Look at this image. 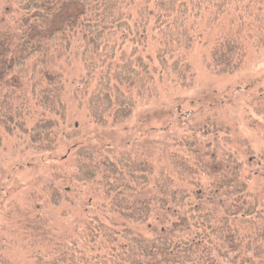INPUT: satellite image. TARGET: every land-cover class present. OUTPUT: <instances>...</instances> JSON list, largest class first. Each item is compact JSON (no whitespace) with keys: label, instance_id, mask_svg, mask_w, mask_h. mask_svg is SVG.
I'll use <instances>...</instances> for the list:
<instances>
[{"label":"trees","instance_id":"1","mask_svg":"<svg viewBox=\"0 0 264 264\" xmlns=\"http://www.w3.org/2000/svg\"><path fill=\"white\" fill-rule=\"evenodd\" d=\"M11 2L15 15L0 21V147L11 137L42 154L76 136L66 130L73 62L82 67L72 89L79 108L97 125L116 126L162 86L195 84L189 54L197 43L220 75L264 44V0ZM256 101L264 106V88ZM205 123L164 150L76 144L54 182L10 212L34 261L264 264V183L245 166L231 126L219 115ZM76 201L82 216L60 229L52 211ZM0 264L17 263L0 249Z\"/></svg>","mask_w":264,"mask_h":264},{"label":"rangeland","instance_id":"2","mask_svg":"<svg viewBox=\"0 0 264 264\" xmlns=\"http://www.w3.org/2000/svg\"><path fill=\"white\" fill-rule=\"evenodd\" d=\"M11 3V0H0V21L15 15ZM208 53L209 48L197 43L189 54L197 73L195 84L162 86L158 96L138 104L132 115L116 126L97 125L84 107L79 108L72 89L82 67L73 62L67 87L71 127L66 130L74 131L76 136L72 139L63 136L57 150L47 154L35 151L30 143L21 144L11 137H5L0 147V249L3 253L17 264H37L32 257L33 249L26 246L20 231H15L9 215L17 203L25 205L32 191L41 194L45 184L54 182V170L62 167L64 162H71L68 153L76 144L100 141L126 146L147 143L164 150L195 123L204 121L206 125V118L219 115L231 126L232 138L243 140V144L236 147L243 154L245 166L249 165L248 171L264 183V106L253 102L264 88V44L253 47L243 66L230 75L213 72L206 61ZM82 210L79 201L74 206L65 203L52 211V221L60 229L72 228L78 216H82Z\"/></svg>","mask_w":264,"mask_h":264}]
</instances>
